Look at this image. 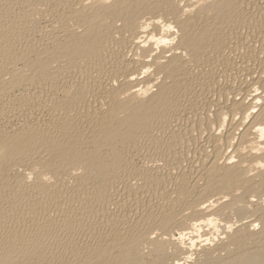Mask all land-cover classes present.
Listing matches in <instances>:
<instances>
[{
  "label": "bare ground",
  "instance_id": "obj_1",
  "mask_svg": "<svg viewBox=\"0 0 264 264\" xmlns=\"http://www.w3.org/2000/svg\"><path fill=\"white\" fill-rule=\"evenodd\" d=\"M86 1L0 0V264H264V0Z\"/></svg>",
  "mask_w": 264,
  "mask_h": 264
},
{
  "label": "rangeland",
  "instance_id": "obj_2",
  "mask_svg": "<svg viewBox=\"0 0 264 264\" xmlns=\"http://www.w3.org/2000/svg\"><path fill=\"white\" fill-rule=\"evenodd\" d=\"M86 1V0H85ZM88 1V0H87ZM86 1V2H87ZM92 1V0H91ZM91 1L87 2V3H90ZM75 26V25H74ZM73 25L71 26L72 29L76 28V26L74 27Z\"/></svg>",
  "mask_w": 264,
  "mask_h": 264
},
{
  "label": "snow or ice",
  "instance_id": "obj_3",
  "mask_svg": "<svg viewBox=\"0 0 264 264\" xmlns=\"http://www.w3.org/2000/svg\"><path fill=\"white\" fill-rule=\"evenodd\" d=\"M262 138H264V137H262Z\"/></svg>",
  "mask_w": 264,
  "mask_h": 264
}]
</instances>
